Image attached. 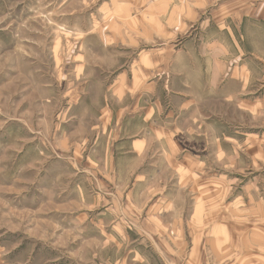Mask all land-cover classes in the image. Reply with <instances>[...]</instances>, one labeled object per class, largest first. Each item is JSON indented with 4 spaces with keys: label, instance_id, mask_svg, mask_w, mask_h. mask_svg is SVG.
<instances>
[{
    "label": "rangeland",
    "instance_id": "rangeland-1",
    "mask_svg": "<svg viewBox=\"0 0 264 264\" xmlns=\"http://www.w3.org/2000/svg\"><path fill=\"white\" fill-rule=\"evenodd\" d=\"M144 2L0 0V264H164L148 208L191 195L164 153H199L195 174L223 179L210 192L225 201L264 198V81L183 104L184 72L232 63L172 60ZM149 79L168 131L135 155Z\"/></svg>",
    "mask_w": 264,
    "mask_h": 264
},
{
    "label": "crops",
    "instance_id": "crops-1",
    "mask_svg": "<svg viewBox=\"0 0 264 264\" xmlns=\"http://www.w3.org/2000/svg\"><path fill=\"white\" fill-rule=\"evenodd\" d=\"M143 11L150 13L153 27L169 42L177 40L172 60L232 63L224 75L217 71L206 79L203 74L193 76L184 72L179 91L185 94L183 104L194 99L188 96L193 93L215 92L210 88L220 86L221 80L224 92L229 94L245 93L250 81L257 83L259 79L263 87L264 0H145ZM164 58L162 55L161 59ZM250 61L260 63L259 73H252L248 64H243ZM152 88L149 79L142 92L144 105L138 111L135 109L142 125L129 131L127 140L143 148L132 153L135 155L144 154L146 142L167 136L168 127L157 120L159 115L149 98ZM164 154L168 156L167 164L182 172L177 179L179 190L191 187V195L165 193L160 197L159 208L155 204L148 208L151 222H155L150 233L159 235L163 263L264 264V198L250 194L225 201L210 192L214 190L211 186L223 179L195 174V170L205 166L197 160L199 153ZM177 154H181V160L175 158ZM155 197L151 202L158 201ZM187 201L191 204L185 215ZM163 215L169 219L166 224L161 222Z\"/></svg>",
    "mask_w": 264,
    "mask_h": 264
}]
</instances>
